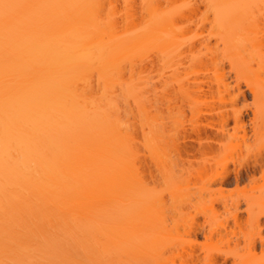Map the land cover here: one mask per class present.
<instances>
[{
	"label": "bare ground",
	"instance_id": "bare-ground-1",
	"mask_svg": "<svg viewBox=\"0 0 264 264\" xmlns=\"http://www.w3.org/2000/svg\"><path fill=\"white\" fill-rule=\"evenodd\" d=\"M206 63L264 93V0H0V264H140L150 224H183L197 196L168 205L145 159L162 160L158 96Z\"/></svg>",
	"mask_w": 264,
	"mask_h": 264
},
{
	"label": "rangeland",
	"instance_id": "rangeland-1",
	"mask_svg": "<svg viewBox=\"0 0 264 264\" xmlns=\"http://www.w3.org/2000/svg\"><path fill=\"white\" fill-rule=\"evenodd\" d=\"M200 65L193 68L195 75L189 74L190 79L184 82L187 84L186 91H174L179 90L176 85L173 89L175 95L171 89L162 93L164 96L159 92L158 102H161L158 103L160 112L157 114L159 119H164L162 122L158 120L161 123L159 130L161 125L164 127L160 131L163 138L160 143L162 160L156 163L150 152L147 153L144 175L149 190L162 193L163 201L170 200L168 205L173 203L172 194L178 187L183 189L179 192L193 193L197 198L193 205H186L183 216L174 212L176 218L184 217L185 221H182L183 224L180 221L177 228H172L171 219L169 225L150 224L151 229L157 226L154 233L146 228L151 238L155 236L150 240L145 235L154 256L148 255L150 250H146L148 256L143 252L141 254V249L136 247L130 259L140 264L146 260L144 264H149L147 259H141V255L150 258V263L152 257L155 259L157 255L155 264H264V217L260 218L259 223L253 219L256 213L264 212V165H255L264 150L255 143L253 136L255 130L264 131V93L258 94L260 91L257 89V92H252L242 80H239L241 89L238 91L239 75L230 70L228 64L223 77L211 72L215 70L214 65ZM263 81L258 86L262 90ZM222 128L235 137L229 143L232 145H219L217 134L221 133ZM244 132H247L250 146L244 143ZM238 171L242 175L240 181L235 178ZM168 174L170 177L175 175L177 182L173 185L172 179H169L173 183V187H170L172 190L167 186L172 185L167 184L168 180L165 179ZM199 174H202L201 177ZM222 175H226L224 180L221 179ZM236 212L239 213L238 222L233 217ZM190 253L198 258H189ZM122 257L127 258L115 256V262H111L121 264Z\"/></svg>",
	"mask_w": 264,
	"mask_h": 264
}]
</instances>
